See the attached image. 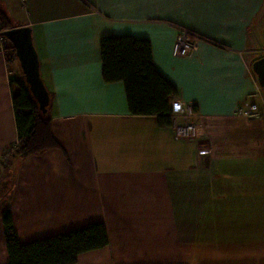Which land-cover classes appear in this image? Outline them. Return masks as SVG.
Instances as JSON below:
<instances>
[{
	"label": "crops",
	"instance_id": "crops-1",
	"mask_svg": "<svg viewBox=\"0 0 264 264\" xmlns=\"http://www.w3.org/2000/svg\"><path fill=\"white\" fill-rule=\"evenodd\" d=\"M0 12L31 29L62 147L0 170V216L21 244L100 222L108 244L75 264H264V120L235 115L258 89L248 56L264 45V0H0ZM179 28L200 38L184 58L172 56ZM106 36L150 42L170 103L202 116L201 143L129 113L123 84L102 79ZM10 75L0 50V156L18 143Z\"/></svg>",
	"mask_w": 264,
	"mask_h": 264
},
{
	"label": "trees",
	"instance_id": "trees-1",
	"mask_svg": "<svg viewBox=\"0 0 264 264\" xmlns=\"http://www.w3.org/2000/svg\"><path fill=\"white\" fill-rule=\"evenodd\" d=\"M11 27L10 21L0 12V32ZM6 52L8 54L5 59L9 69L10 59H15V51L10 46L6 48ZM100 55L102 79L104 83L123 84L129 113L135 116H155L158 127L169 128L170 98L176 95V89L155 70L150 42L130 36H106L100 41ZM10 80L16 87V91L12 93V105L18 137L11 160L26 159L53 149L62 150L50 128L49 93L47 111L42 114L22 73L16 76L11 74ZM8 166L10 168L11 165ZM8 177L11 180L7 186L6 202L11 191L13 172ZM2 197L0 208L3 207ZM0 219L8 256L7 264H75L79 255L104 248L108 244L106 227L100 222L21 244L7 207L2 210Z\"/></svg>",
	"mask_w": 264,
	"mask_h": 264
},
{
	"label": "built area",
	"instance_id": "built-area-1",
	"mask_svg": "<svg viewBox=\"0 0 264 264\" xmlns=\"http://www.w3.org/2000/svg\"><path fill=\"white\" fill-rule=\"evenodd\" d=\"M200 38L192 34L189 30L179 28L178 36L172 47V56L184 58L189 56L197 48V43ZM8 41L0 37V50L6 55V46L4 43ZM259 57H264V46L261 50L256 51ZM254 85L258 87L254 94L248 95L236 107L235 115L251 121L264 120V101H262L259 86L254 76ZM253 98H258V101H253ZM261 99V100H259ZM170 129L173 136L183 142L199 144L206 138V133L202 127V116L197 113L193 106L186 105L181 102H173L170 105ZM14 151V147L4 151L0 156V170L6 166L9 158ZM211 150L207 148H198L199 155L210 154Z\"/></svg>",
	"mask_w": 264,
	"mask_h": 264
},
{
	"label": "water",
	"instance_id": "water-1",
	"mask_svg": "<svg viewBox=\"0 0 264 264\" xmlns=\"http://www.w3.org/2000/svg\"><path fill=\"white\" fill-rule=\"evenodd\" d=\"M0 36L9 41L14 48L15 57L39 111L45 114L49 96L39 74V63L32 44L31 29L27 26L11 28L0 32ZM251 71L261 89H264V57L258 58L251 65Z\"/></svg>",
	"mask_w": 264,
	"mask_h": 264
},
{
	"label": "rangeland",
	"instance_id": "rangeland-1",
	"mask_svg": "<svg viewBox=\"0 0 264 264\" xmlns=\"http://www.w3.org/2000/svg\"><path fill=\"white\" fill-rule=\"evenodd\" d=\"M4 46H6V48H8V47L11 46V44L9 43V41H6L4 43ZM259 46H261V42L260 41H259ZM263 46L258 47V50H261L263 48ZM6 54H8V53L6 52ZM248 58H249V61H253L256 58H259V53L256 56L255 55H249ZM9 69L11 71V74L18 73V71H20L16 57H15V59H12V58L10 59V67H9ZM262 91H263V94H264V89H262Z\"/></svg>",
	"mask_w": 264,
	"mask_h": 264
}]
</instances>
